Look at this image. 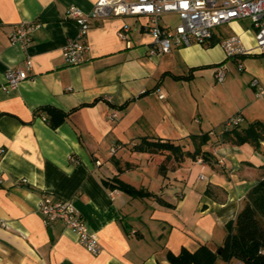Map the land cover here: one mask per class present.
Returning a JSON list of instances; mask_svg holds the SVG:
<instances>
[{"label": "crops", "instance_id": "crops-1", "mask_svg": "<svg viewBox=\"0 0 264 264\" xmlns=\"http://www.w3.org/2000/svg\"><path fill=\"white\" fill-rule=\"evenodd\" d=\"M96 1L0 0V264H169L167 252L201 245L216 251L247 191L264 178V139H222L223 124L237 114L243 121L235 129L264 123V94L256 96L257 86L264 89V56L229 60L219 44L236 34L252 48L251 22L214 28L212 46L151 55L147 17L99 18L82 38L84 62L68 65L63 47L78 27L67 9L87 13ZM23 22L33 27L22 48L9 35ZM177 22L174 13L161 17L165 27ZM122 26L127 40L118 36ZM26 58L29 77L2 89L5 69L22 67ZM220 66L221 83L214 76ZM43 107L68 114L52 128ZM143 139L180 151L135 150ZM196 149L201 154L192 156ZM114 177L148 196L105 183ZM44 196L73 204L96 234L98 254L62 222L43 223L37 207Z\"/></svg>", "mask_w": 264, "mask_h": 264}, {"label": "built area", "instance_id": "built-area-1", "mask_svg": "<svg viewBox=\"0 0 264 264\" xmlns=\"http://www.w3.org/2000/svg\"><path fill=\"white\" fill-rule=\"evenodd\" d=\"M174 13L178 22L173 27L161 25L163 14ZM129 15H141L149 19L147 27L152 36V45L149 49L151 55L168 53L172 47L188 46L193 43L209 45L213 40V30L216 27L229 24L240 19H249L253 32L254 46L247 48L240 36L232 34L224 37L219 44L226 58L244 54L255 53L264 56V0H97L91 10L84 13L76 6H69L66 16L73 20L78 27L77 38L69 39L63 47L62 55L68 65H78L84 62V55L88 46L83 37L86 36L93 20ZM33 24L20 23L10 33L9 40L20 47L31 43V30ZM118 36L127 40L128 28L122 26ZM32 62L26 58L22 67H7L4 71V84L2 89L15 88L20 82L29 77ZM242 64L238 70H242ZM216 82L221 83L225 77V68L220 66L215 72ZM253 87L257 81L251 82ZM264 94L262 87H256V96ZM109 118H115L111 114ZM243 117L237 114L228 119L222 126L224 132L229 131L242 123ZM119 147V146H118ZM118 147L110 149L113 154ZM70 161L75 159L70 156ZM46 226L60 221L65 228L71 229L81 244L92 254H98L101 247L95 233L89 231L85 220L67 200L53 201L44 196L37 207ZM235 264H243L235 262Z\"/></svg>", "mask_w": 264, "mask_h": 264}, {"label": "trees", "instance_id": "trees-1", "mask_svg": "<svg viewBox=\"0 0 264 264\" xmlns=\"http://www.w3.org/2000/svg\"><path fill=\"white\" fill-rule=\"evenodd\" d=\"M214 44L212 41L209 46ZM41 110L48 114V123L52 128L60 125L68 114L54 107H43ZM205 136L201 138L200 144L205 143ZM222 139L229 140L236 145L244 143L257 145L260 140L264 139V123L256 121L243 129L233 128L224 132ZM133 148L137 151L148 152L180 151L179 147L171 142L146 139L141 140ZM197 154H201L198 149L191 153L192 156ZM105 183L135 197L148 196V193L124 184L116 177ZM261 218H264V178L258 180L247 191L246 204L234 221L226 223V235L222 245L216 251L206 245H201L194 252L185 249L177 255L167 252L166 259L169 264H216L218 259L227 264H235L238 261L243 264H264V224L261 223Z\"/></svg>", "mask_w": 264, "mask_h": 264}, {"label": "rangeland", "instance_id": "rangeland-1", "mask_svg": "<svg viewBox=\"0 0 264 264\" xmlns=\"http://www.w3.org/2000/svg\"><path fill=\"white\" fill-rule=\"evenodd\" d=\"M249 24H250V20L249 19H245V20L240 21V25L243 28H250ZM259 59H261V61L264 62V59H262L261 57H259ZM229 60H231V59L229 58ZM234 69L236 71V66H234ZM236 73H238V72H236ZM241 127H242L241 129L245 128L246 127V122L243 123Z\"/></svg>", "mask_w": 264, "mask_h": 264}]
</instances>
